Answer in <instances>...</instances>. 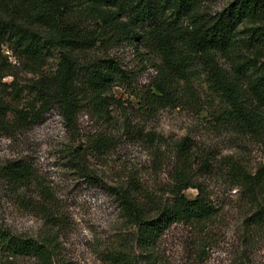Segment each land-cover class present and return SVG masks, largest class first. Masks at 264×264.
<instances>
[{"label":"rangeland","instance_id":"1","mask_svg":"<svg viewBox=\"0 0 264 264\" xmlns=\"http://www.w3.org/2000/svg\"><path fill=\"white\" fill-rule=\"evenodd\" d=\"M230 1L199 0V7L213 16ZM111 11L126 20L128 7ZM171 11L166 5L163 16L168 19ZM246 26L256 25L242 24L239 30ZM147 30L146 25H135L134 45L121 44L104 54L95 47L82 57L83 62L113 59L121 71L106 94L103 118L84 103L74 127L55 108L31 119L41 105L39 87L57 72L58 50H51L34 72L16 65L17 94L8 87L11 78L3 79L6 86L0 87V96L11 110L27 114L29 124L16 135L0 133V167L22 161L32 179L19 187L0 181V230L51 243L53 264H264V225H244L248 206L230 182L233 165L250 174L264 171V129L251 135L238 125L198 56L181 58L184 74L169 72ZM3 51L10 56L6 48ZM237 60L255 65L240 80L247 90L259 76L257 68L264 67V49L241 47L217 61L229 75ZM9 61L15 63L12 57ZM163 81L173 85L174 101L146 105L143 98ZM14 111L7 114L9 121L15 119ZM97 138L107 140V151L94 149ZM180 172L205 188L222 211L204 224H176L152 250H144L135 243L134 229L114 190H134L140 202L150 198L158 206L170 200ZM184 195L192 199L196 190L190 188ZM119 251L124 252V262L114 263ZM0 264L40 263L0 255Z\"/></svg>","mask_w":264,"mask_h":264},{"label":"trees","instance_id":"2","mask_svg":"<svg viewBox=\"0 0 264 264\" xmlns=\"http://www.w3.org/2000/svg\"><path fill=\"white\" fill-rule=\"evenodd\" d=\"M125 2L0 0V87H5L3 79L10 77L8 87L17 94L16 65L21 63L25 71L34 72L43 66L51 50H58L57 72L50 82L39 87L41 105L31 119L46 109L55 108L65 122L74 127L84 103L103 118L108 105L106 94L120 79L121 71L113 59L93 58L83 62L82 57L95 47L104 54L121 44L134 45L133 26L146 25L147 38L169 72L184 74L181 58L186 54L198 56L208 71L214 91L224 98L238 125L251 135L264 129V67L257 68L259 76L245 90L240 80L255 65L250 64V60H237L232 73L227 75L217 61L220 55H229L241 47L264 49V0H231L213 16L202 13L199 0ZM166 5L172 10L168 19L163 16ZM115 6L128 7L126 20H122L123 14L118 16L111 11ZM242 24L256 26L239 30ZM240 35L245 37L240 38ZM10 57L14 64L9 61ZM170 81L157 84L151 96L143 98L145 104L153 106L160 100L171 104L174 93ZM11 109L0 96V133L10 136L29 124L27 114ZM11 111L15 112L13 121L7 118ZM108 144L106 139L97 138L93 147L105 152ZM175 178L176 186L169 191L170 200L158 206L150 198L140 202L134 190H114L125 218L134 229V241L144 250H152L172 226L204 224L219 217L222 211L210 201L206 189L191 183L184 172ZM31 179L28 165L22 161H7L0 167V181L5 184L19 187ZM230 182L236 187L231 189L238 190L243 206H248L244 225L251 229L263 226L264 171L250 174L233 165ZM190 188L196 190L192 199L184 195ZM0 255L34 258L40 264H53L51 243L13 236L1 230ZM124 257V252L119 251L113 256V262H124Z\"/></svg>","mask_w":264,"mask_h":264}]
</instances>
